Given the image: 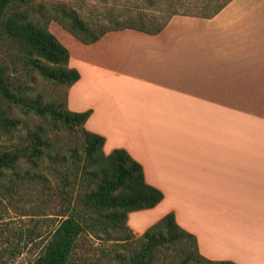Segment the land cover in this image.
Returning a JSON list of instances; mask_svg holds the SVG:
<instances>
[{"label":"crops","instance_id":"1","mask_svg":"<svg viewBox=\"0 0 264 264\" xmlns=\"http://www.w3.org/2000/svg\"><path fill=\"white\" fill-rule=\"evenodd\" d=\"M51 30L80 72L68 107L91 110L85 127L105 137V153L125 148L164 193L129 226L144 232L173 211L202 257L264 264V0L92 43Z\"/></svg>","mask_w":264,"mask_h":264},{"label":"trees","instance_id":"2","mask_svg":"<svg viewBox=\"0 0 264 264\" xmlns=\"http://www.w3.org/2000/svg\"><path fill=\"white\" fill-rule=\"evenodd\" d=\"M230 1L148 0L149 5H158L157 13L132 11L126 19H118L110 28L96 32L74 9L36 5V0H0V33L18 45L32 68L45 78L69 88L80 78V72L69 66L70 51L45 21L46 12L53 14L52 18L58 19L60 24L69 21L65 26L61 25L82 42L92 43L111 30L134 28L158 33L176 14L211 17ZM16 107L48 115L69 130H79L85 138V152L77 170L80 177H86L87 185L78 200L79 207L74 206L63 214L30 264H68L77 239L83 232L98 235L109 227L131 230L128 225L131 211L152 208L163 200V191L146 181L143 165L125 148L105 153V137L85 127L91 110H71L67 97L47 103L39 96L32 97L28 86L16 83L5 64L0 63V130L11 132L17 126L18 119L12 116ZM30 135V143L0 149V180L8 170H15L22 160L35 164L40 158L42 145H46L47 141L39 131ZM29 235L30 240H35L33 230L29 231ZM141 237L145 242L131 264H156L155 257L162 248L186 239H191L201 259L215 264H233L231 261L216 262L202 257L196 236L177 222L173 211L147 228ZM10 243L13 244V241L10 240ZM11 251L6 246L0 251V258ZM192 257L193 253L189 252L180 264H189Z\"/></svg>","mask_w":264,"mask_h":264},{"label":"rangeland","instance_id":"3","mask_svg":"<svg viewBox=\"0 0 264 264\" xmlns=\"http://www.w3.org/2000/svg\"><path fill=\"white\" fill-rule=\"evenodd\" d=\"M35 3L74 9L96 32L110 28L118 19H126L132 11L157 13L158 8V5H149L148 0H36ZM52 17L53 14L46 12L45 21L50 29L60 24ZM66 23L69 21L65 20ZM0 63L5 64L16 83L28 86L32 97L39 96L44 103L66 99L68 87L32 68L18 45L2 33ZM12 116L18 119V124L11 132L0 130V149L30 143V133L36 131L47 141L35 164L24 159L0 180V251L6 246L12 249L0 258V264H30L63 214L74 206L79 207L78 200L87 185L86 177H80L77 170L84 156L85 138L79 130H69L48 115L16 107ZM130 229L109 227L98 235L83 232L68 264H131L145 240L141 237L144 232ZM31 230L35 240H30ZM10 240L13 244H9ZM196 251L191 239H186L162 248L155 261L156 264H180L192 252L189 264H215L201 259Z\"/></svg>","mask_w":264,"mask_h":264}]
</instances>
